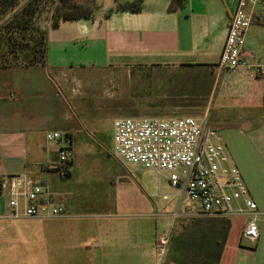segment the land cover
Returning <instances> with one entry per match:
<instances>
[{
	"label": "crops",
	"instance_id": "0c3cea01",
	"mask_svg": "<svg viewBox=\"0 0 264 264\" xmlns=\"http://www.w3.org/2000/svg\"><path fill=\"white\" fill-rule=\"evenodd\" d=\"M133 1L94 0L92 18L61 21L56 28L47 24L45 67L0 68V176H26L47 188L64 180L53 170L58 148L46 141L47 133L61 132L72 140L71 177L75 141L86 125L82 107L75 113L72 91L68 94L78 71H209L212 79L204 106L211 113L204 118L208 127L222 134L257 205L258 241L251 243L243 237L248 217L225 216H197L186 222L191 228H185L186 223L181 227L180 222L175 224L177 231L165 229L154 237L147 223L153 198L130 178L135 170L117 160L124 171L110 176V181L114 185L123 182L127 195L113 203L125 211L113 218V224L112 220L100 224L97 243L82 250V264H111L109 252L116 255L112 264H136L166 231H170V242L162 264H264V180L254 173L256 166L264 167V75L247 68L235 74L218 68L238 0H183L173 10L172 0H144L139 11L121 8ZM261 1L245 42L250 65L264 62ZM132 190L139 191L140 197L133 199L137 194L131 196ZM5 201L0 203V221L11 220ZM137 208L140 213L130 214V209L137 212ZM0 264H8V257L0 254Z\"/></svg>",
	"mask_w": 264,
	"mask_h": 264
},
{
	"label": "rangeland",
	"instance_id": "374dc122",
	"mask_svg": "<svg viewBox=\"0 0 264 264\" xmlns=\"http://www.w3.org/2000/svg\"><path fill=\"white\" fill-rule=\"evenodd\" d=\"M31 1L0 0V27L10 17V14L3 15L2 12L11 11L13 15ZM38 1L39 12L34 22L44 30L51 22L54 0ZM4 3L17 6L9 10L2 6ZM147 70L143 73L126 69L81 70L73 75L68 94L72 91L75 113L82 107L86 125L75 141L76 156L71 177L58 179L47 188L55 202L65 210L67 218L0 221V254L8 257V264H82L85 255L82 250L97 243L100 224L108 220L113 224V218L124 213V208L113 203L127 195L124 184L114 185L110 181V176L122 175L124 171L113 154L115 119H201L206 113L210 115V110L204 106L212 79L209 71L181 68ZM176 104H185V107L173 108ZM83 140L86 144H81ZM128 169L135 170L129 174L130 178L153 198L154 206L151 213L148 211L147 223L154 237L165 229L177 231L175 224L181 222L183 227L186 222L194 220L195 217H174L172 196L176 191L169 186L165 176L142 169L137 171L133 166ZM255 169L258 180H264V167L260 165ZM133 191L131 196L137 194L133 199L140 197L139 191ZM164 196H169V200H164ZM129 211L130 214L140 213L138 208L137 212ZM191 227L186 223L185 228ZM144 252L141 254L144 262L138 258L136 264H158L153 248ZM106 255L112 264L116 255L112 252Z\"/></svg>",
	"mask_w": 264,
	"mask_h": 264
},
{
	"label": "built area",
	"instance_id": "2783aa9c",
	"mask_svg": "<svg viewBox=\"0 0 264 264\" xmlns=\"http://www.w3.org/2000/svg\"><path fill=\"white\" fill-rule=\"evenodd\" d=\"M261 0H238L231 19L218 68L235 74L240 68L264 75V62L247 63L245 42L255 7ZM56 144L58 161L53 170L63 179L73 161L72 140L67 134H46ZM113 154L122 165L165 176L176 191V219L188 217H248L243 237L256 243L257 205L249 195L240 169L232 161L222 134L207 126L205 118H122L113 123ZM6 203L8 219L55 220L67 218L65 210L42 185L26 176H0V203ZM168 201L169 196H164ZM170 242V231L154 245L161 264Z\"/></svg>",
	"mask_w": 264,
	"mask_h": 264
},
{
	"label": "trees",
	"instance_id": "16d2710c",
	"mask_svg": "<svg viewBox=\"0 0 264 264\" xmlns=\"http://www.w3.org/2000/svg\"><path fill=\"white\" fill-rule=\"evenodd\" d=\"M54 9L50 26L56 28L61 21L90 19L96 9L94 0H54ZM144 0H134L121 6L129 11H139ZM183 4V0H172L170 9ZM11 9L17 4L2 5ZM39 1L33 0L16 13L10 14L7 23L0 27V68H37L47 64L48 41L47 28L42 30L35 24L39 12ZM138 70L141 68H137ZM149 77V76H146ZM71 166V165H70ZM68 175L66 178H68Z\"/></svg>",
	"mask_w": 264,
	"mask_h": 264
}]
</instances>
